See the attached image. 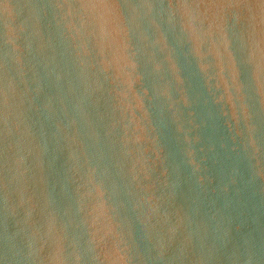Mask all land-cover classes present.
Wrapping results in <instances>:
<instances>
[{
    "label": "water",
    "instance_id": "95a60500",
    "mask_svg": "<svg viewBox=\"0 0 264 264\" xmlns=\"http://www.w3.org/2000/svg\"><path fill=\"white\" fill-rule=\"evenodd\" d=\"M0 264H264V0H0Z\"/></svg>",
    "mask_w": 264,
    "mask_h": 264
}]
</instances>
